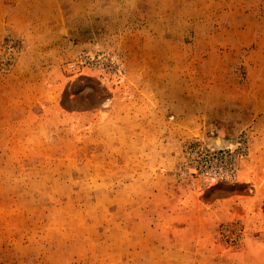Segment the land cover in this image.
Returning a JSON list of instances; mask_svg holds the SVG:
<instances>
[{"label":"rangeland","instance_id":"1","mask_svg":"<svg viewBox=\"0 0 264 264\" xmlns=\"http://www.w3.org/2000/svg\"><path fill=\"white\" fill-rule=\"evenodd\" d=\"M0 264H264V0H0Z\"/></svg>","mask_w":264,"mask_h":264},{"label":"water","instance_id":"2","mask_svg":"<svg viewBox=\"0 0 264 264\" xmlns=\"http://www.w3.org/2000/svg\"><path fill=\"white\" fill-rule=\"evenodd\" d=\"M223 142L219 140V143L217 144L216 141H214L213 145L216 146V147H220V145L222 144Z\"/></svg>","mask_w":264,"mask_h":264}]
</instances>
